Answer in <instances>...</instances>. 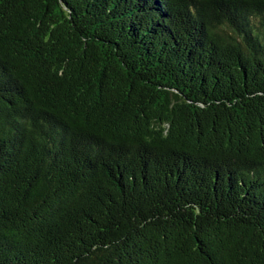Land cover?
Segmentation results:
<instances>
[{"label":"trees","instance_id":"obj_1","mask_svg":"<svg viewBox=\"0 0 264 264\" xmlns=\"http://www.w3.org/2000/svg\"><path fill=\"white\" fill-rule=\"evenodd\" d=\"M0 264H264V0H0Z\"/></svg>","mask_w":264,"mask_h":264}]
</instances>
